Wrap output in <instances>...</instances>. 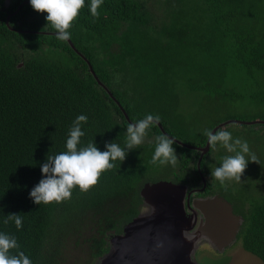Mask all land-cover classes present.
Here are the masks:
<instances>
[{"label":"trees","instance_id":"16d2710c","mask_svg":"<svg viewBox=\"0 0 264 264\" xmlns=\"http://www.w3.org/2000/svg\"><path fill=\"white\" fill-rule=\"evenodd\" d=\"M89 3L69 29L78 52L56 38L47 13L30 0H0V232L17 239L11 254L23 251L32 264H70L68 252L83 238L92 257L101 258L110 238L140 214L144 186L166 172L176 184L201 180L205 193L231 202L243 218L236 239L264 263V124L234 122L218 130L247 141L246 158L258 160L248 162L240 181L221 183L211 170L235 153L218 143L199 168L201 151L174 141L176 163L153 164L156 138L166 134L154 123L129 151L124 113L135 122L158 116L168 133L200 147L223 121L264 119V0H103L98 17ZM185 91L220 103L203 102L191 115L182 105ZM229 100L254 110L219 116ZM202 109L212 111L208 122L199 117ZM80 114L88 118L81 147L96 143L103 151L113 142L129 152L89 190L77 186L69 199L35 204L29 193L42 179L41 165L66 150ZM201 173L211 179L207 184ZM9 213L22 217V228L4 223Z\"/></svg>","mask_w":264,"mask_h":264},{"label":"clouds","instance_id":"9594fccd","mask_svg":"<svg viewBox=\"0 0 264 264\" xmlns=\"http://www.w3.org/2000/svg\"><path fill=\"white\" fill-rule=\"evenodd\" d=\"M102 3L103 0H90L88 7L93 17L99 16L98 9ZM30 4L34 10L47 13L46 26L50 25L55 30L58 40L68 41L71 37L69 29L85 6V0H30ZM87 119L84 114L78 115L69 130L65 144L66 150L55 155H48L46 162L41 165L42 179L29 193L35 204H49L69 199L72 196V190L77 186L81 191L89 190L97 183L102 172L114 166V161L117 159L123 161L130 150L137 148L143 142L147 130L159 121L158 116L147 114L145 118L129 123L126 144L129 151L126 153L123 148L113 142H106L103 151L96 143L81 147V137L85 135L82 124L86 123ZM205 134L210 146L219 143L228 152L235 153V155L226 156L219 167L211 170L210 176L221 183L233 179L240 181L248 162L258 161L254 155H251L250 159L246 158V154H250L247 141L240 138L234 139L231 132L220 130L207 131ZM156 141L152 163L174 165L176 163L174 141L167 136H158ZM194 211L199 213L198 210ZM10 220L15 222L18 229L23 227V219L18 213H9L4 223ZM11 249H19L17 239L8 233L0 232V264H32L30 257L23 251L11 254Z\"/></svg>","mask_w":264,"mask_h":264},{"label":"water","instance_id":"95a60500","mask_svg":"<svg viewBox=\"0 0 264 264\" xmlns=\"http://www.w3.org/2000/svg\"><path fill=\"white\" fill-rule=\"evenodd\" d=\"M68 41L76 48L71 39ZM76 50L78 51L77 48ZM86 59L98 82L114 96L96 75L89 59ZM124 113L131 123H135L125 110ZM234 122L264 124V119H228L215 126L212 132ZM156 123L173 141L201 151L200 168L204 155L211 149L209 142L202 147L190 145L168 133L160 121ZM201 176L206 183L205 175L201 173ZM142 195L144 204L140 214L125 226L123 233L111 238L110 250L100 258L101 264H198L194 251L198 246L197 240L220 245L225 240L236 237L240 219V224L243 221L241 216L233 212L231 202L217 195L198 200L201 213L194 211L188 215L186 204L190 194L188 196L184 184L170 181L147 183ZM189 231L190 236L186 237L185 233Z\"/></svg>","mask_w":264,"mask_h":264},{"label":"rangeland","instance_id":"374dc122","mask_svg":"<svg viewBox=\"0 0 264 264\" xmlns=\"http://www.w3.org/2000/svg\"><path fill=\"white\" fill-rule=\"evenodd\" d=\"M181 96H182L183 108H185V110L187 111H192L191 115H195L194 113L198 111L199 105L203 102H205L206 104L211 103L212 105H215V103L217 102L220 103V101L216 99V97L211 98L205 94L195 95V94H191L188 91H185L181 93ZM243 105L244 104H241L239 101H235V103L230 104V100H229L227 106L230 107L223 106L225 108L219 110L218 115L222 117L226 116L229 113H237V114L245 115V114H249L254 110V107L243 106ZM211 114L212 111L210 110L204 111L202 109L199 117L202 119L203 122H208ZM241 120H245V119H241ZM174 177H175L174 173L172 175H167V173L165 172L164 179H161L159 181L173 182ZM210 180L211 179H209V181ZM209 196H207V198ZM89 226L90 224L88 226H85V230L89 229ZM111 238L110 241H112ZM74 240L77 241L76 238ZM196 245L198 246L197 248H195L194 251L196 253V262L198 264H264L261 258L247 251L243 247L240 240L234 242V238H231L229 239L228 242L226 243L223 242L220 245H216V244L213 245L212 243L213 246L209 242L197 240ZM67 258L70 264H101L102 263L100 258L95 259L94 257H92L89 249V242L87 244H84L83 238H80L78 242L73 243L72 248L68 252Z\"/></svg>","mask_w":264,"mask_h":264},{"label":"flooded vegetation","instance_id":"af4514ba","mask_svg":"<svg viewBox=\"0 0 264 264\" xmlns=\"http://www.w3.org/2000/svg\"><path fill=\"white\" fill-rule=\"evenodd\" d=\"M201 179H202V177H201ZM205 179H206V184H207V180H208L207 176H205ZM201 183H203L201 180L193 179L192 183L184 184L187 187L188 196L190 194L189 200H188V197H187V204H186V210H187V214L188 215L189 214H193L194 213V210H198L199 211V214L201 213V211L198 209V205H197V203H198L197 201L200 200L201 198H207V196H209V195H210L209 197H213L215 195H219V193H213V194L205 193L207 186L204 185V184L201 186ZM202 195H205V196H202ZM235 215L241 216V215H239L237 213H235ZM240 223H241V219H240L239 225L237 227V230H238L237 235H238V233L240 231V228H241V225H242ZM190 232L191 231L186 232L185 233V236L186 237L190 236ZM237 235H236V237H231V238H234V242L237 241V239H236L237 238ZM228 241H229V239L228 240H225L224 242L226 243Z\"/></svg>","mask_w":264,"mask_h":264}]
</instances>
